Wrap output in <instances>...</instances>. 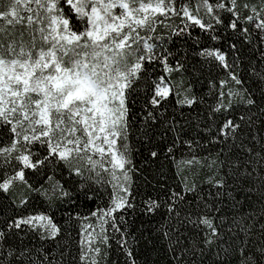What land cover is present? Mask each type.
I'll return each mask as SVG.
<instances>
[{"label":"snow or ice","instance_id":"1","mask_svg":"<svg viewBox=\"0 0 264 264\" xmlns=\"http://www.w3.org/2000/svg\"><path fill=\"white\" fill-rule=\"evenodd\" d=\"M0 264H264V0H0Z\"/></svg>","mask_w":264,"mask_h":264},{"label":"trees","instance_id":"2","mask_svg":"<svg viewBox=\"0 0 264 264\" xmlns=\"http://www.w3.org/2000/svg\"><path fill=\"white\" fill-rule=\"evenodd\" d=\"M198 33L197 32H194L193 33V36L197 35ZM156 35L158 36H163L164 39H168V30L167 29H163V28H159L157 30V33ZM174 41H175V44L174 45H170V47H177V46H180L182 44H184V40L182 38H176V37H173L172 38ZM191 40L188 41V46L191 45ZM197 91L199 92H206L207 89L206 88H202L201 86H197ZM172 110V107L169 106V112H171ZM100 201L99 200H95V201H84V200H81L80 203L78 204V206L74 209L73 211V214L75 215V212L76 211H79L81 212L82 214H89L92 210H94L95 206L97 203H99ZM65 207H67L65 205ZM57 215V218L59 219L63 213H56ZM76 233L75 231L73 232V236H75ZM35 242V241H34ZM110 259H114V257H110Z\"/></svg>","mask_w":264,"mask_h":264}]
</instances>
